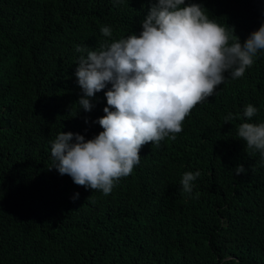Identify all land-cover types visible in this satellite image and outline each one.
Returning <instances> with one entry per match:
<instances>
[{"label":"trees","instance_id":"trees-1","mask_svg":"<svg viewBox=\"0 0 264 264\" xmlns=\"http://www.w3.org/2000/svg\"><path fill=\"white\" fill-rule=\"evenodd\" d=\"M150 6L0 0V264H264V156L237 136L239 124L264 122V50L243 77L226 73L175 140L144 145L110 194L53 167L60 132L91 139L103 131L96 121L111 85L91 112L79 109L76 47L138 34ZM220 8V24L241 42L264 24V0H221ZM248 104L258 110L250 120ZM229 113L239 116L225 123ZM197 171L192 193L183 192V174Z\"/></svg>","mask_w":264,"mask_h":264},{"label":"clouds","instance_id":"clouds-1","mask_svg":"<svg viewBox=\"0 0 264 264\" xmlns=\"http://www.w3.org/2000/svg\"><path fill=\"white\" fill-rule=\"evenodd\" d=\"M149 3L138 34L100 42L94 50L76 47L81 55L75 76L83 92L77 102L79 109L91 112L92 98L111 85L104 93L105 115L96 121L103 131L91 139L62 131L51 141L53 167L59 174L105 195L133 172L144 145H158L165 138L175 140L186 117L214 94L226 73L232 79L243 77L257 53L264 50V24L241 42L234 26L220 24L221 0ZM101 33L112 36L108 26H102ZM257 111L248 104L243 117L250 120ZM237 116L239 113H229L225 123ZM237 136L247 149L264 156V122L239 124ZM242 173H246L243 164L236 167V175ZM199 176V171L184 173L182 191L191 194L192 182Z\"/></svg>","mask_w":264,"mask_h":264}]
</instances>
